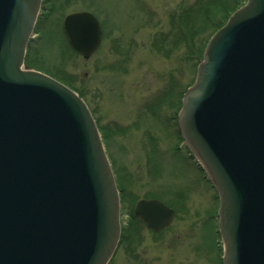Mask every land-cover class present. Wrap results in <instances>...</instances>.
<instances>
[{
    "label": "water",
    "instance_id": "95a60500",
    "mask_svg": "<svg viewBox=\"0 0 264 264\" xmlns=\"http://www.w3.org/2000/svg\"><path fill=\"white\" fill-rule=\"evenodd\" d=\"M43 0H0V264H108L121 238L120 196L91 111L24 65ZM71 47L101 46L94 15H69ZM185 147L220 200L223 264H264V0H247L208 43L178 115ZM135 216L153 232L175 212Z\"/></svg>",
    "mask_w": 264,
    "mask_h": 264
},
{
    "label": "rangeland",
    "instance_id": "374dc122",
    "mask_svg": "<svg viewBox=\"0 0 264 264\" xmlns=\"http://www.w3.org/2000/svg\"><path fill=\"white\" fill-rule=\"evenodd\" d=\"M247 0H44L25 65L59 81L91 110L121 192V242L109 264H222L219 200L183 144L177 115L211 37ZM89 12L100 49L84 59L64 20ZM176 212L147 229L140 200Z\"/></svg>",
    "mask_w": 264,
    "mask_h": 264
},
{
    "label": "trees",
    "instance_id": "16d2710c",
    "mask_svg": "<svg viewBox=\"0 0 264 264\" xmlns=\"http://www.w3.org/2000/svg\"><path fill=\"white\" fill-rule=\"evenodd\" d=\"M236 10H237V9H236ZM223 25H224V24H223ZM223 25H222V26H223ZM222 26H220L218 29H220Z\"/></svg>",
    "mask_w": 264,
    "mask_h": 264
}]
</instances>
